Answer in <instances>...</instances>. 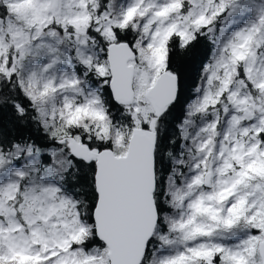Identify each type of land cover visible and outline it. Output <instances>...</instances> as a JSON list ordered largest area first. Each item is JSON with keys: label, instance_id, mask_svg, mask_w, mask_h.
Returning <instances> with one entry per match:
<instances>
[{"label": "snow or ice", "instance_id": "6c2138e0", "mask_svg": "<svg viewBox=\"0 0 264 264\" xmlns=\"http://www.w3.org/2000/svg\"><path fill=\"white\" fill-rule=\"evenodd\" d=\"M0 264H264V0H0Z\"/></svg>", "mask_w": 264, "mask_h": 264}]
</instances>
